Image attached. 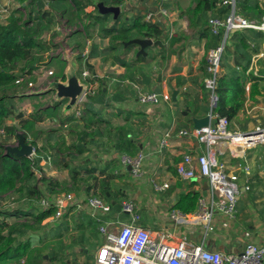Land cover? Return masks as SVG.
Wrapping results in <instances>:
<instances>
[{
  "label": "crops",
  "instance_id": "crops-1",
  "mask_svg": "<svg viewBox=\"0 0 264 264\" xmlns=\"http://www.w3.org/2000/svg\"><path fill=\"white\" fill-rule=\"evenodd\" d=\"M42 1L49 7V10H47L48 13L45 14V24L50 26L51 24L49 18L53 19V13L64 14V11L60 9L58 10V8L55 6L53 7V5L58 4V0ZM63 1H67L70 4L69 0ZM28 2L29 1H27V3ZM150 2L151 0H146V5L143 6V3L140 0H124L123 4L120 6L121 12L122 10L124 11V15L120 16L121 21L118 26H123V23L127 22L132 17L129 15H132L133 12L137 10L140 11L142 16H144L146 7L150 6ZM175 3L177 5L176 10L178 12L185 11L187 8L191 7V0H176ZM261 7L264 10V6L261 5ZM91 10L93 11V8H91ZM176 10L172 11L173 15H176ZM72 11L76 15L74 8ZM87 12L90 11L87 10ZM182 16L186 19L188 27L187 29H189L190 32L184 33L186 32L184 31L180 32V35H175L185 38V42L177 43V47L173 48L172 50L176 52L171 53L177 56H183L184 50L187 47L190 57L186 60L187 67L184 68V71L188 68L190 69L188 72L186 71V73H183V70L171 71L173 60L168 61V59L164 57L163 59L161 58L163 62H158V67L161 69L159 72L153 74L144 73V78H139L140 70L144 71L146 70L144 69L145 67H152V65L154 66L155 62L157 61V57H155V54H153L149 48L143 55L145 59L142 62L131 64L134 53L131 52L125 55V61L127 64H131L129 65L130 67L121 66L119 63H116L113 58H108L106 61H104L101 59L104 58V56L101 57L104 54L97 52L96 49L95 51L98 54V57L90 58L89 55L88 68L89 71L95 75L94 80L98 87V94L90 98L88 103L84 105L82 115L79 118H76L74 113L63 116L62 105L58 103L59 109H56L59 110L60 116L55 118L54 113L49 114L46 112V114H49V117L47 118L52 120L56 119L58 121V124L54 125L56 126V129L54 130H57L59 134L64 135L66 145H69L72 140L74 143H78L79 138L82 137L83 134L86 135L83 137L84 152L82 154H77L76 152L65 151L60 152L57 157H52L45 151V166H47L46 168H48L50 171L48 175H45L47 180L52 177L55 181H58L59 179H65L66 181V177H71L73 174L75 177L82 180L97 178V181L99 182L98 184H101V179L103 180V178H105L108 174V176L117 175L118 181V178L120 179L121 176L128 174V171L124 169L126 166L123 167L119 162L120 153L126 152L135 154L140 149H143L148 145H154L155 141L151 135L153 131H156L157 133L166 131L176 133V131L181 129L192 128L193 123H188L186 118L182 115L180 117L178 116V113L189 104L193 105L192 108L195 112V119L204 118L209 114L210 108L207 107V112H205V109L202 108V106H204V97L200 93L202 89L201 91L198 90V77L196 75V70L199 65L198 62L192 59L195 58V51L193 49H196L197 47L199 48L202 42L206 41V37L202 38L198 36L196 31L191 30L188 26L187 17L185 15ZM78 24L81 25L79 21ZM96 31L98 32V30ZM76 33L82 37L80 43L72 38ZM229 37L230 35L227 38ZM69 38H71V46H67L77 50L82 49L85 42L89 41L90 54L91 50L93 49V45H96L95 48L103 50L105 44L106 46L109 44L108 39L100 38L97 33H95L92 39L87 38L83 28L73 30L72 34L67 39ZM58 40L59 38L54 32L45 31L46 46L50 44V41L55 44L58 42ZM210 48H212V46L206 50V53ZM251 48L253 50L256 48L255 42H251ZM157 50L159 52L158 47L156 48V51ZM153 51L155 52V49H153ZM119 54L120 51H116L113 53V56H118ZM255 55L256 54L250 51V62L245 72H241V67L234 66V68L236 71L242 74L241 76L244 82V87L246 82H250V84H252L251 78H255L258 81V90L260 94L256 99H261V81L259 80L261 79V76L256 72L257 67L255 65ZM168 62L171 63L168 64ZM175 62H178L177 59L174 60V63ZM203 63L204 70L202 71H205L206 55L205 62ZM130 74L134 75L133 81L129 77ZM158 76H160V82L157 80ZM146 79L148 82L145 81ZM115 82L117 84H115ZM114 85H116V88L113 87ZM157 87H159L161 91H166L170 97L172 91H178L176 96V106H174L172 101L171 103L160 102L157 105L139 104L136 101L137 95L139 93L154 92V89ZM169 87L172 89L171 93H169ZM147 89L150 91H147ZM100 90L103 92L102 95ZM249 91H245L246 94H249ZM45 96H50L49 102L45 105V110L55 108L54 105L56 103L53 104V107H50L51 95L47 94ZM34 97L40 96L26 98ZM134 102L137 103L134 108L122 106L124 103L132 104ZM253 106L254 105L251 107ZM40 107L41 108H39V110L44 109L43 106ZM244 111H246V108ZM241 113L242 112H240L238 116ZM185 125H187L189 128H187ZM70 136H72V140ZM46 137L47 135L45 136V148L48 149L49 145L54 144V141L50 139L48 142ZM117 147H119V150ZM220 148L222 150H226L224 144H220ZM202 150L203 146L198 144L195 139L173 137L170 140L168 148L162 154L161 166L155 174L154 180V182L158 185L162 183H168V189L163 192H155V194L152 196L146 192H137L133 195V198H127L126 195H129V192L127 193L124 187L120 186L121 183L120 185L116 184L117 189L114 192L117 194V196H115L116 200L111 202L112 205H115L116 201L121 205L124 199H128L130 201L134 199L136 200V203L134 204L136 211L141 218L140 225L142 227L157 231H161L162 228L167 230V227L165 225L163 226V223L167 220L168 212L171 209H174L173 206L177 202L181 193L192 190L197 192L199 196L208 195L209 189L206 182L202 180L198 185L196 183H186L180 181L176 177L175 168L174 173L168 170L167 165L164 164V160L170 157H179L181 161L183 155H197L201 153ZM236 162H242V160L235 159L232 164L234 165ZM245 165L249 167L248 173L239 170L238 177L243 186H248V190L242 188V191L250 192V201L246 204L248 209L246 210V208H244L243 210L238 211L236 209L234 219L231 221L228 220V222H222L218 227V219L215 216L213 225L214 227H217V230H215V232L211 231V237L209 240L206 239V241L204 239V231L200 227L190 226L189 228H186L184 231H189L188 240L191 243H203L204 248L209 251L228 252L235 254L241 253L245 245L248 243H253L257 247L264 249V150H257L256 148L254 150L248 151L246 153ZM233 168L234 167H231V169ZM148 177L150 178V176ZM70 181L71 183L68 184L69 187L77 186L74 181ZM94 182H96L95 179ZM102 183H104V181H102ZM81 189L82 192H85L89 195L90 187L84 185L81 187ZM104 189L105 190L103 191L106 193V200H109L113 193L107 191V187ZM90 193L91 194L88 197L94 195L92 190H90ZM88 197L85 199H80L81 202L79 205L73 204L69 206L68 209L65 210L66 213L64 212L65 214H63L59 220H53L52 216L46 218L41 224L45 225L42 230H39L38 232L35 230L27 234L26 237L30 242V251L28 254L20 260H9L1 264H42L45 262L47 254L52 255L53 258L56 259V256L59 254V252L62 255H66L68 254L67 252L71 254L73 252L75 253V251H77L76 253L79 256L81 255L84 257L85 264H87L86 256H91L94 260L97 250L103 243L104 239L103 236H101L102 239L98 237L100 234L98 230L99 225L93 218H91L90 210L86 206V200ZM109 213L111 216L116 215V218L123 222L127 221L128 217L126 214H124L125 217L122 218V215L115 212V210L112 208ZM110 215H107L106 217ZM88 219L92 220V224L89 223ZM220 220L222 221V218ZM27 223L31 224L32 222ZM94 231L97 232L95 239H93ZM68 236H72V245L67 249H59L60 247H64L62 242ZM81 236H83V240H80ZM94 244L96 246H92ZM90 264H93V262Z\"/></svg>",
  "mask_w": 264,
  "mask_h": 264
},
{
  "label": "built area",
  "instance_id": "built-area-1",
  "mask_svg": "<svg viewBox=\"0 0 264 264\" xmlns=\"http://www.w3.org/2000/svg\"><path fill=\"white\" fill-rule=\"evenodd\" d=\"M32 0H0V25H6L14 10H19L21 14H26L25 5ZM171 0H151L150 6L144 13V21L156 23L167 21L171 11L169 8ZM45 4V3H44ZM34 12L38 13V8L34 5ZM45 9L49 10L45 4ZM149 9H154L150 11ZM223 11L219 13V11ZM215 15L209 16L207 27L209 33L215 37L221 36L222 42L210 48L206 54L205 71L203 78L204 88L209 93L210 104L215 100L216 78L221 68V60L224 52L227 37L236 32L256 31L260 33L264 40V13L260 20H249L238 14L237 0H219L215 4ZM53 24L51 25L59 40L57 56L62 58L64 63L62 76L55 75V71L49 63H45V86L55 78L64 80V69L66 62L64 57L74 56L78 64L77 75L81 83L84 84V91L81 95L73 113L76 118L82 115L83 107L89 99L98 94V87L95 83V75L88 68V58L90 55V42L86 41L82 49H72L65 45V40L72 34L73 30L68 27L61 13H53ZM32 23V22H31ZM225 40V41H224ZM53 46V47H54ZM54 47V48H55ZM256 58H264V52L255 53ZM0 65V73L3 72ZM28 75H26L27 77ZM23 77L15 81L16 85L22 84ZM26 87L32 86L31 82H26ZM250 82L245 83V91H249ZM136 101L139 104L157 105L160 102L171 103V97L166 91L160 94L154 92L139 93ZM61 103V105H63ZM210 119H215L214 127L207 125L200 129L194 127L181 129L175 132L166 131L152 132L155 144L148 145L140 149L133 155L120 154L119 162L123 167H129V172L135 180L150 176L155 192H163L168 189V183L160 185L154 182L155 174L161 166V157L168 148L173 137L195 139L198 144L203 145V150L197 155L185 154L175 167L176 177L186 183H196L205 179L208 186V195H200L197 199L193 212L185 214L177 209H171L167 214V219L173 221L176 228H182L181 233L157 231L144 228L140 225V216L136 211L132 201L122 202L121 211L127 215V221L123 222L117 218L114 223L117 229L109 232L108 228L98 218V215H106L111 211L109 203L97 197L90 196L86 200V206L90 210V216L99 225L98 230L103 236V243L97 250L93 264H264V249L257 247L253 243L245 245L241 253H228L209 251L202 244L191 243L184 231L190 226L200 227L204 231V236L213 231L214 217L219 215L226 220L235 217L237 199L240 195L238 186V172L242 170L246 173L249 167L246 163V153L258 147L264 146V125L255 126L249 131H238L230 129V121L225 117H220L214 112L209 113ZM47 122L58 124V121L47 118ZM4 138V130L0 129V138ZM224 144L226 150L220 148ZM35 149V148H34ZM33 149V153H34ZM32 153V154H33ZM235 159L242 162L232 164ZM49 160V159H48ZM244 164V165H243ZM231 167H234L231 169ZM243 188L248 190V186ZM80 200L73 192H62L56 195L53 201L42 199L39 204L42 210L55 208L52 215L53 220H59L65 210L73 204L79 205Z\"/></svg>",
  "mask_w": 264,
  "mask_h": 264
},
{
  "label": "trees",
  "instance_id": "trees-1",
  "mask_svg": "<svg viewBox=\"0 0 264 264\" xmlns=\"http://www.w3.org/2000/svg\"><path fill=\"white\" fill-rule=\"evenodd\" d=\"M93 1L94 0H69L70 4L75 9L77 19L86 37L92 39L95 33H97L100 38L109 40L108 46L103 50L106 58H101L104 61L108 58H113L116 63H119L123 67H130L129 65L131 64L144 61L145 57L142 54H138L139 46L129 43L134 39H154V46L159 48L162 57L167 50V45L173 53L176 52L172 51L174 45L179 42H185V38L179 36L168 38L163 31V21L148 23L144 21V16L131 17L127 22L123 23V26H118L121 21L119 16L117 21L111 25V15H95L94 9L91 12H87V7L91 6L94 8ZM99 1H103L107 6H121L124 0ZM140 1L143 3V6L146 5V0ZM218 1L219 0H191V7L187 8L185 11H181V16L185 15L187 17L188 26L191 30L196 31L198 36L202 38L210 36L213 39L214 44L212 47L217 46L222 39L221 36L215 37L211 35L207 27L209 16L216 14L214 8ZM34 5L38 8V12L42 11L44 15L48 13L42 0H32L25 5V9L30 7V11L32 12L34 10ZM237 11L239 15L249 20L252 18L260 20L264 13L260 0H237ZM222 12H224V10L219 11V13ZM20 18V11L14 10L9 17L8 23L6 25H0V65L4 69L3 72L0 73V129H3L5 134L4 138H0V204L2 199L10 194H15L18 198L25 195V198L29 200L37 197L40 202L44 198H41L42 192L39 188V183L43 182H47L48 186L51 187L50 196L48 198L50 201H53L56 195L60 193V191H54V188L57 187V183L54 180L47 181L34 173L33 168L38 166L41 158L40 154L37 153V159L5 154L4 144L11 138H18L16 127L14 125H7L5 123L7 119L12 121L17 120L19 128L24 130L28 129L31 125L43 121L46 117V114L44 116L41 110L36 111L34 114H28L26 117L22 113H17L15 115V106L12 100L16 98L15 94L21 93L26 89V85L24 84L27 82L25 81L19 86L15 84V81L23 77L24 74L30 75L31 80L34 79L33 77H35L38 67L44 66V53L48 50L45 43L44 45L36 39L37 34H35L33 22H22ZM107 20L109 21L108 25H104V22ZM52 21L53 19H51V22ZM38 26L40 27L41 24L36 25V27ZM96 30H98V32ZM260 39L262 40V37L260 33L256 31L236 32L227 38L224 52L228 43L231 44L233 48L232 55L234 66L241 67L242 73L246 71L249 65L250 51L255 53L258 52L257 46ZM251 42L256 43V48L254 50L251 48ZM95 47L96 45H93L90 58L98 57ZM133 49H136V51L132 52ZM147 49L148 47L144 49V52H147ZM116 51H120V54L118 56H113V53ZM131 52L134 53V56L131 60V64H127L125 55ZM203 62H205V60ZM241 75L242 74L238 71H233L229 75H218L216 78L214 93L217 97V101L213 112L220 117L227 118L230 122L237 118L240 112L245 110L247 102L251 104L256 103V98L260 94L258 90V81L255 78H251V88L249 94H246ZM129 77L132 81L134 80L133 74H130ZM145 81L148 82L147 79ZM100 93L101 95L103 94L101 90ZM192 106V104H189L181 111V115L185 117L190 124L192 123L191 119L195 116ZM54 107L57 108L58 104L56 103ZM204 111L207 112L208 109L206 108ZM185 126L187 127V125ZM85 136L86 135L83 134L82 137L79 138L78 143H74L72 136H70L72 141L69 145H66L64 135L59 134L57 130L50 131L47 133L46 138L48 142L50 139L53 140L54 144L49 145L46 150L52 157H57L60 152L65 151L82 154L84 152L83 137ZM31 145L36 147L35 142H32ZM117 149L119 150V147H117ZM36 151H38V149ZM120 154L133 155L126 152ZM179 161V157H170L164 160V164L167 165L168 170L174 173V168ZM104 196L106 198L105 192ZM198 197L199 195L195 191L188 190L183 192L180 194L173 208L185 214L191 213L196 207ZM109 205L115 212L124 215L121 211L120 204L116 202L115 205H112V203L109 202ZM38 210L26 204H23L22 207L12 209H2L0 207V264L9 260H20L26 256L30 251V242L26 237L29 231L33 232L46 218L55 213L54 207H50L48 210ZM20 217H24L25 219L31 217L32 223L28 224L27 222H23L19 224H10L8 222L10 218ZM88 221L92 224V220L88 219ZM96 236L97 234L94 231L93 239H95ZM83 239V236H81L80 240ZM95 244L92 246H96ZM86 262L87 264L92 263V257L86 256Z\"/></svg>",
  "mask_w": 264,
  "mask_h": 264
},
{
  "label": "rangeland",
  "instance_id": "rangeland-1",
  "mask_svg": "<svg viewBox=\"0 0 264 264\" xmlns=\"http://www.w3.org/2000/svg\"><path fill=\"white\" fill-rule=\"evenodd\" d=\"M176 0H171L170 2V17L167 21H165L166 23H164L163 26V31L164 34L167 37H172L175 35H180V32H184V33H189L190 30L187 29V23H186V19L181 16V12L177 11V5L175 3ZM58 4L53 5V7L55 6L56 8H58V10H63L64 14L63 18L65 21H67L68 27L71 30H76V29H81L82 26L78 24V21L76 19V15L75 13L72 11L73 7L72 5L67 2V1H63V0H58L57 1ZM60 2V3H59ZM261 5L264 6V0H260ZM71 6V7H70ZM91 6L87 7V10H89L90 12L91 10ZM35 9V8H34ZM94 9V8H93ZM176 10L175 12L176 15L172 14V11ZM35 10H33L34 12ZM33 12L30 11V8L27 9V11L25 12L26 14H21V18L20 20L22 22H33V28L35 31L36 35V39L39 40L41 43H45V31L49 32L52 31V27L50 28V26L53 24V21L51 22L50 20V26L45 24V15L44 13H42V11H39V15L38 13H35L33 15ZM124 15V11L122 10L120 16ZM126 15V13H125ZM130 17H135V16H142V14L140 13V11H135L133 12L132 15H129ZM181 16V17H180ZM250 20H257L256 18H252ZM109 21H105L104 25H108ZM41 24V26L36 27V25ZM50 29V30H47ZM74 40L78 41L79 43L82 40L81 35H78L77 33L74 34V37H72ZM71 38L66 39L65 40V44L68 46H71ZM152 43H155L154 39H151ZM222 42V39L221 41ZM219 42V43H220ZM214 41L213 39L208 36L206 37V41H203L202 44L200 45V47L193 49L195 51V58H192L194 61L198 62V67L196 70V75L198 77V90L202 91L200 92L201 95H203L204 97V106H202L203 109H206L207 107L210 108V103H209V93L204 89L203 87V83H202V78H204L206 76L205 71L204 70V63L203 61L205 60V55L206 50L211 47L213 45ZM45 45V44H44ZM53 43L50 41V44H48L47 48L48 50L44 53V66L42 67H38V71H36L35 77H33L34 79H30V75H28L26 77L27 74H24L23 76V83L25 81L31 82L32 86L30 88L26 87V89L23 90V92L21 93H17L15 94L16 98H13L12 103L15 106V115L17 113H22L25 117L28 114H34L36 111L39 110V108H41L40 106H43L44 109L41 110L42 113H44V116L46 114V112H48L49 114H53L54 113V117L57 118L58 116H60L59 114V107L56 108H50L48 110H45V105L49 102V97L50 96H40V97H34V98H26V97H20V94L29 92V91H38V90H42L44 89L45 86V80H47V78L45 79V63H49L50 67L55 71V75L57 76H62L63 73V68H64V63L61 61L62 58H59L57 56V53H59V51L57 50V48L59 47L58 45H56V47H53ZM153 47L149 46V50L155 54V57H157V61L155 62L154 66L152 65V67L147 66L145 67L144 72L143 70L139 72V78H144V73H157L159 72L161 69L158 67V62H163V60H161V58L163 59L164 57H166L169 60H173V65L171 67V71L172 70H183V73H186V71L188 72V70L190 68H188L187 70L184 71V68H186L187 63L186 60L190 57V54L187 51V47L184 50L183 56H177L171 53L170 48H168L167 45V50L165 51L163 57L162 55L160 56V50L158 52V50L156 51V46H154V44L152 45ZM106 44L105 47H103L104 49H106ZM177 47V45H175L173 48ZM258 51H262L264 52V40L260 39L258 42ZM103 49V50H104ZM153 49H155V52L153 51ZM102 49L96 48L97 52H100L101 54H104V51ZM136 49H133L132 52H135ZM106 52V51H105ZM233 48L231 46V44H228V46L225 49V52L222 56V60H221V71L219 73V76L221 75H229L231 74L233 71H236L234 68V63H233ZM159 53V54H158ZM255 54V52H253ZM192 56V55H191ZM106 58V55H104V58ZM178 62L174 63V60H176ZM165 62V60H164ZM171 62H168V64H170ZM255 65L257 67V74L261 76V79H259L260 82V87H261V91H262V98L261 99H257V102L254 104H251L250 102L247 103L246 105V111L242 112L237 118H235L234 120L231 121V126L230 129L231 130H238V131H242V130H251L253 129L255 126L258 125H264V58H256L255 59ZM92 71V69H91ZM192 73H193V69H192ZM22 83V84H23ZM20 84V85H22ZM115 84H117L115 82ZM119 84V83H118ZM19 85V86H20ZM25 85V84H24ZM120 85V84H119ZM114 88H116V85L113 86ZM201 87V88H200ZM150 89V88H149ZM149 89H147V91H150ZM172 89L169 87V93H171ZM10 96V95H9ZM122 105V104H121ZM135 105H137L136 102L132 103V104H127L124 103L122 106H126V107H132L134 108ZM252 105H254L253 107H251ZM206 106V107H205ZM49 114H46V117L43 119V121L36 123L34 125H31L28 129H20L18 126V122L17 120H10L7 119L6 120V124L7 125H14L16 127L17 130V134L18 135H22L24 137V140L27 144L31 145L32 142L36 143V147L33 146L34 149V153L29 157L30 159H37V153L40 154V162L38 164L37 167L33 168V171L36 175H38V177L41 178H45V175L49 174V169L46 168L47 166H45V151L47 152L46 148H45V144L43 143V140L45 139V136L47 135L48 132L53 131L54 129H56V126H54V124L47 122V117H49ZM178 116H181V112L178 113ZM187 120V119H186ZM188 121V120H187ZM189 128V127H187ZM3 141V140H1ZM17 142L18 139L15 138H11V140H8L5 144H4V148L6 146H17ZM203 146V145H202ZM38 149V151H36ZM259 149H263L264 147H258L257 150ZM36 151V153H35ZM48 153V152H47ZM62 167V166H60ZM126 171H128V174L121 176L120 179L118 178L117 181V175H113V176H108V174L106 175L105 178H103V180L101 179L100 183L97 181V178H94L96 180V182H94V179H79L77 177H75L73 174L71 175V177L67 176V180L65 181V179H59L58 181H55L57 183V189L54 188V191H60L62 192H69V191H73L77 194V198L80 199H85L86 197H88L91 193L90 190H92V193H94V195L91 196H97L103 200H105L107 203L109 202H114L116 200L117 194H115L114 191H116L117 186L116 184L120 185L121 183V187H124V189L126 190V192H129V195H126V197L128 198H133V195L135 193H147L150 196H152L153 194H155V191L153 189V183L150 181V178L148 176H145L143 179H139V180H135L131 174H129V167H125L124 168ZM112 175V174H111ZM74 178V179H73ZM47 180V179H46ZM49 180H53L52 177H50ZM74 181L77 186L76 187H69L68 184L71 183V181ZM48 181V180H47ZM102 181H104V183H102ZM121 181V182H120ZM87 186L90 187L89 190V195L85 192H82L81 187L82 186ZM238 186H239V191H240V195L237 199V205H236V209L238 210H243L244 208H246V210L248 209L246 207V204L250 201L249 199V195L250 192L248 191H242L243 188V184L241 183V181H238ZM107 187V191H110L111 193H113L110 197V199L107 201L105 196H104V188ZM39 188L41 189L42 192V197L41 198H45L48 199L50 196V189L51 187L48 186L47 182H43V183H39ZM92 188V189H91ZM97 189V190H96ZM11 196H7L6 198L2 199V202L0 204V207L2 209H6V208H16V207H22L23 204H26L27 206H31L34 209L41 210V207L39 205V198H33V199H26L25 195L21 198H18L15 194H10ZM80 195V197H79ZM123 200V199H122ZM121 201V200H120ZM126 201H130L128 199H124L123 202ZM117 202V201H116ZM133 203H136V200H132ZM119 204V202H117ZM68 209V208H67ZM39 211V210H38ZM66 213V211H65ZM63 213V214H65ZM107 215H110V213L106 214V215H98V218L103 222V225L108 228L109 232H114L116 231V229L118 228L117 225L114 223L115 221H117V216L115 215H110L108 217H106ZM216 218L218 219V226H220L219 224H221L222 222H228V220L219 217L218 215H215ZM106 217V218H105ZM125 216L122 215V218H124ZM222 218V221L220 220ZM32 222V218L31 217H27L26 219L24 217H20V218H10L8 220V222L10 224H19V223H23V222ZM231 221V220H230ZM167 227V230H165L164 228L161 229V231L165 232V234H167L168 232H172V233H181L182 232V228H176L175 224L173 223V221L167 219L164 223L163 226ZM216 226V225H215ZM45 227V225H40L38 226L35 230H37V232L39 230H42ZM217 227L213 228V231L215 232V230H217ZM34 230V231H35ZM29 233H31L29 231ZM217 233V231H216ZM97 234V232H96ZM186 237L187 239L189 238V231L186 232ZM211 233H209L206 237H204L205 241L206 239H210ZM101 239V235L99 234V236ZM64 244V247H60L59 249H67L69 246L72 245V236H68L67 238H65V240L62 242ZM66 244V245H65ZM58 249V250H59ZM57 250V251H58ZM71 251V250H70ZM77 251H75V253H71L69 254V252H67L68 254L66 255H62L60 252L59 254L56 256V259L53 258L52 255L47 254L46 258H45V262L42 264H85V259L83 256H79L77 253ZM82 257V258H81Z\"/></svg>",
  "mask_w": 264,
  "mask_h": 264
},
{
  "label": "water",
  "instance_id": "water-1",
  "mask_svg": "<svg viewBox=\"0 0 264 264\" xmlns=\"http://www.w3.org/2000/svg\"><path fill=\"white\" fill-rule=\"evenodd\" d=\"M30 2V1H29ZM28 2V3H29ZM95 15L98 16H106L111 15V25H113L121 14V7L120 6H107L104 4L103 1L94 0L93 1ZM150 11H154V9H149ZM225 41V40H224ZM129 43L136 44L139 46L138 54L144 55V49L152 46L151 39H134L131 40ZM225 43V42H224ZM64 61L66 62V66L64 69V80L58 77L51 81H49L46 87L42 90L38 91H29L23 94H20V97H33V96H42V95H51V102L50 107H53L54 103L62 105V115L65 116L67 114H72L74 109L77 106V103L83 94L84 91V84L80 82L79 77L77 75L78 65L75 60L74 56L64 57ZM158 82H160V76L157 78ZM154 93L160 94L161 90L159 87L154 89ZM178 91H172L171 93V101L173 102L174 106H176V96ZM217 97L212 102L210 107V112H213L216 106ZM215 119H210L209 114L200 119L192 118L193 127L195 129H200L207 125L214 127ZM18 142L17 146H6L5 154L6 155H14L17 157H26L29 158L33 153V146L29 145L25 142L24 137L22 135H18ZM202 181H205L203 179Z\"/></svg>",
  "mask_w": 264,
  "mask_h": 264
}]
</instances>
